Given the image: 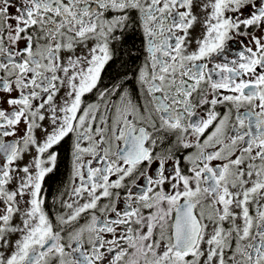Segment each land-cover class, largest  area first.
Returning <instances> with one entry per match:
<instances>
[{
	"label": "snow or ice",
	"instance_id": "1",
	"mask_svg": "<svg viewBox=\"0 0 264 264\" xmlns=\"http://www.w3.org/2000/svg\"><path fill=\"white\" fill-rule=\"evenodd\" d=\"M0 264H264V0H0Z\"/></svg>",
	"mask_w": 264,
	"mask_h": 264
},
{
	"label": "flooded vegetation",
	"instance_id": "2",
	"mask_svg": "<svg viewBox=\"0 0 264 264\" xmlns=\"http://www.w3.org/2000/svg\"><path fill=\"white\" fill-rule=\"evenodd\" d=\"M69 158V151L67 149L62 150L61 163L59 164L58 169L46 178L45 187L49 191V198H51V195L56 193L57 188L61 187L62 183L67 180L70 168Z\"/></svg>",
	"mask_w": 264,
	"mask_h": 264
}]
</instances>
